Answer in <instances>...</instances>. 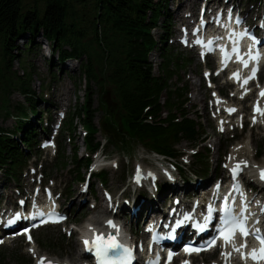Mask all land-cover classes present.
I'll return each mask as SVG.
<instances>
[{"label":"rangeland","instance_id":"1","mask_svg":"<svg viewBox=\"0 0 264 264\" xmlns=\"http://www.w3.org/2000/svg\"><path fill=\"white\" fill-rule=\"evenodd\" d=\"M91 1V0H89ZM206 1L209 7L212 5L226 6L232 3L236 5L241 11H244L247 17V24L254 26L257 22L262 20L264 16V0H228L230 3H224L226 0H197L195 4H191L180 7L178 10V17L175 14V10L178 8L180 0H164L162 3L164 19L162 18L160 25L168 27L166 31L167 40L164 45L167 49H170L175 56L184 57L188 65L177 72V78L174 77L172 84L187 86V98L188 101L185 104L186 110L190 113L191 118L197 119L193 113L195 112L199 117V122L204 129V138L206 142L198 146L199 151L203 152V147L208 146L209 149V171L207 172L205 179L199 178V176L192 175L190 172L191 163H194L193 157L190 154L193 152L191 146L187 142H182L176 146V149L183 153L177 163L185 171L184 177H180L173 165H170V171L174 173L172 176L173 182L168 183L173 190L176 186L178 189L192 188L193 186L207 187L213 181L215 175L224 180H228V173L226 172L227 163L232 158L236 164H242L243 167H248L244 172L245 176L251 175L255 167L264 166V124L255 125L251 122V106L255 101V95L251 97L248 103H240L237 99L232 98L233 87L226 92V103L228 105L235 106L237 108L236 114L228 116L225 114L226 109L222 114H218L212 105V90H210L203 79V64L201 60L195 56L187 48L181 47L177 39L179 36L180 24L196 22L197 18H185V14L196 13L198 17V10L200 9L201 2ZM41 0H24L26 7L38 5ZM89 6L87 10H89ZM258 18V20H254ZM166 23V24H165ZM152 35L155 39H158L162 33L160 27L154 29ZM27 37V36H26ZM26 39L18 40L13 43V54L18 55V59L14 60L11 64V76L22 75L24 70L31 71L33 78L29 81V94L27 97L14 92L9 98L10 106H16L17 104L25 105L27 110L28 106L36 107V115L34 118L30 114L29 123L33 124L37 130L46 128V130L38 133V140L48 136L51 129L56 128L58 122L56 120L65 113V122L69 114L73 111V108L83 101L84 95V80L81 75L80 64L75 61H66L61 63L56 60V53L52 58L49 51L50 45L44 40H35L37 46L32 48V51L28 52ZM160 46L163 47L162 42L158 47L150 53L149 61L152 65V72L155 76L158 75V67L161 62ZM52 59V60H51ZM185 63V64H187ZM211 65V63H208ZM181 79V81H179ZM264 84L263 74L260 76L259 85ZM217 89L222 93V81H217ZM253 90L258 89V85H254ZM91 91H95L94 107L97 108L100 105H105L104 97L107 92L106 104H110L112 99L110 97L109 88L106 85L101 91L99 87L94 84L91 85ZM66 92V94H65ZM236 97H238L236 95ZM54 98L57 104L56 108H47V100ZM239 98V97H238ZM0 99H3V94L0 95ZM51 106V105H50ZM106 106V105H105ZM104 106V108H105ZM0 127L8 130H13L16 126L17 118L15 114L4 116L0 110ZM243 114L244 118L243 128H240L239 116ZM165 117V113L162 114V118ZM37 118V119H35ZM41 120V121H39ZM104 120L103 110L99 108L95 113V125L100 127V122ZM198 120V119H197ZM224 121H230L227 125L223 126ZM224 129V132L222 130ZM76 134L74 133L73 144L77 146V155L82 157L83 133L77 128ZM51 135V134H50ZM103 133H98L96 138L103 145L102 156L105 157L107 163L115 161V166H107L104 170L107 172V185L104 187L111 196H122L130 201V204H126L124 200H121L119 206L115 210V214L119 217L120 221L125 226V229H129L132 232H140V220H142L145 212L148 210L147 206L153 204V201H157V205H154L156 210L163 212L168 205H173L172 200L174 197L171 195L154 196L153 192L143 191V201H140L136 196L138 193H132L127 187L129 183H132L134 172L139 168H151L155 169V155L153 153L146 152L142 147L137 144H131L129 148H124L122 151L118 148L115 142L108 146L104 139ZM58 138V139H57ZM57 155H52L50 148H42V143L34 151H28L29 160L27 166L28 170L21 173L18 176V182L14 183L10 179H5L0 173V207L3 208L6 202V207L13 205L16 198H20L17 194L32 193L34 190L41 187L52 189L54 194L58 196L61 193L60 201L62 203V210H64L68 216L70 223L75 224V227L80 231L87 222H94L97 218L100 222V226H104V221L113 213V209H105L108 204L106 203L104 196L102 197L99 187L100 184L94 180V178H88V182H78L76 172L68 173V170L72 169L71 155L72 148L71 142L69 143L67 138L61 133L57 136ZM50 139L52 137L50 136ZM55 140V143H56ZM66 141V142H65ZM240 147L239 152L233 153L234 148ZM197 149V148H195ZM56 150V146H55ZM27 155V156H28ZM224 155V165L220 166L219 161L221 156ZM64 158L67 162L63 167L60 164L59 158ZM95 157H93L94 159ZM109 161V162H108ZM176 163V161L174 162ZM243 170V168H242ZM84 173L85 168L80 170ZM185 178V179H184ZM85 179V176H82ZM166 182V181H165ZM96 190V195L93 197L90 195L89 190L91 186ZM174 185V186H173ZM253 183L250 182V186ZM83 188V189H82ZM149 190V186H146ZM153 189V188H152ZM259 190V197L264 199V188L254 189ZM131 191V192H129ZM139 192V193H140ZM187 196H192L195 193L187 191ZM181 193H177L180 197ZM132 198L134 202L131 203ZM145 198V199H144ZM92 199H95L96 207L92 208ZM139 200V201H137ZM151 202V204H147ZM148 216V215H146ZM146 218V217H145ZM69 227H65L63 230L60 226H50L37 231L32 232L34 243L27 244L24 238L19 240L8 242L0 248V264H36L40 258H53L56 260H65L72 256H78L79 241L78 233L70 230ZM78 231V232H79ZM138 239L143 240L144 234L139 233ZM223 256L218 252L202 256L196 259L195 264H225L221 259ZM230 264H236L234 262Z\"/></svg>","mask_w":264,"mask_h":264},{"label":"trees","instance_id":"2","mask_svg":"<svg viewBox=\"0 0 264 264\" xmlns=\"http://www.w3.org/2000/svg\"><path fill=\"white\" fill-rule=\"evenodd\" d=\"M163 2L41 0L38 5L26 7L24 0H0V95L3 94L0 110L4 116L15 114L17 118L13 130L0 127V173L5 179L18 182V176L27 167V152L39 146L38 133L46 130L42 127L39 131L29 123V115L34 118L36 107L28 106L27 110L25 105L9 104L14 92L27 97L29 81L34 76L26 69L22 75L11 76L10 63L18 59V55L13 54V43L23 39L27 41L28 52L37 46L35 40L41 38L50 45L52 58L56 53V60L61 63L80 64L85 84L83 101L73 108L62 129L65 140L69 139L73 145L72 169L68 172H76L78 181L83 176L80 170L87 167L90 158L77 155L78 148L73 144L77 123L86 131L82 143L90 155L105 146L96 138L100 132L108 146L115 147L112 144L115 142L121 151L134 143L146 152L175 160L180 156L176 149L180 143L187 142L193 148L204 143L199 117L194 112L198 120L191 118L185 108L187 86L172 84L177 72L188 63L164 46L168 27L160 25L164 19ZM158 27L162 33L155 39L151 32ZM161 42V62L155 76L149 55ZM92 84L100 91L108 86L110 104H106L108 94L105 92L106 106L94 107ZM99 108L103 110L104 120L97 127L95 113ZM192 157L195 162L191 163V174L204 178L209 171V149L204 146L203 152L198 150ZM59 160L64 167L67 162L63 157ZM178 172L184 177L182 168L178 167ZM95 177L107 185L105 171ZM168 187L163 182L158 185V192H165Z\"/></svg>","mask_w":264,"mask_h":264},{"label":"snow or ice","instance_id":"3","mask_svg":"<svg viewBox=\"0 0 264 264\" xmlns=\"http://www.w3.org/2000/svg\"><path fill=\"white\" fill-rule=\"evenodd\" d=\"M234 52H236V49H233ZM252 61H256L258 57L251 56V53L249 54ZM238 62L242 63L244 67L248 66V63L244 61L241 57L238 56ZM257 69L254 67L252 69V74L243 81V84L246 85L250 80L255 78ZM234 78L238 79V74H234ZM261 96H264V91L260 93ZM229 113L235 111V109H228ZM254 114L259 113L260 115H264V110L259 109L258 107L254 108ZM253 123H255V119H253ZM239 165L234 167L232 169L233 174L238 172ZM260 178L261 180H264V170H261L260 172ZM211 211V208L209 209ZM230 209L225 205L222 208V212H224L226 215L222 218V223L225 225V227H222L219 229V238L223 239L225 245L232 244L233 251L240 252L241 253V259H252L254 264H259L260 261H264V237L255 236L253 233H249L247 228L245 227V220L244 219H237L231 215ZM42 215V213H41ZM108 225L110 227H114L112 223L109 221ZM239 233V235L242 238H247L249 235H254V238L257 239L258 243L260 244L259 249H252V251L248 254L243 253L242 249L247 247V244H241L239 247L235 244V235L236 233ZM86 247L89 246V241H84ZM215 245V238L210 242L209 246ZM91 248L95 249L97 258H98V264H129L131 260V253L129 249L124 248L121 244L116 242V238L112 235H109L107 239H104L101 235H96L93 241H91ZM117 250H121L122 254L117 255L115 258H109V253H116ZM202 249H195V248H187L185 249L186 253L190 254L192 252H199ZM227 256H230L231 254H226ZM171 260V253L169 254V261ZM41 264H43V261H41ZM153 264H158L157 262H153ZM187 264V262H185Z\"/></svg>","mask_w":264,"mask_h":264},{"label":"bare ground","instance_id":"4","mask_svg":"<svg viewBox=\"0 0 264 264\" xmlns=\"http://www.w3.org/2000/svg\"><path fill=\"white\" fill-rule=\"evenodd\" d=\"M197 0H180L179 4H178V8L175 10V14H177V17H178V9L182 6H188V5H191V4H195ZM210 4V3H208ZM192 16V14H191ZM262 87H260V92H262ZM66 94V92H65ZM47 103H49V105H47V108H56L57 104L55 103L54 101V98H49V100H47ZM51 105V106H50ZM255 119V122H257V118L254 117ZM263 121L264 123V117L262 118V120L260 121V123ZM228 122H226L225 124H227ZM240 150V147H237V148H234L232 150L233 153H237L239 152ZM234 166H237L238 164L236 163H233ZM241 164H239L240 166ZM174 186V185H173ZM199 187V186H198ZM197 186H193L192 188H183V189H179L178 191H182V193L186 192L187 191H191L192 193H196L197 191ZM178 186H176L173 190L170 188V192L171 193H174L176 194L178 191ZM258 197V196H257ZM147 204H151V202L148 201ZM154 205H157V201H153V204L150 205V206H147V211L145 212V215L143 216L144 218L146 217V215H149L150 217V214L155 210V206ZM102 225L100 226V222L98 221V219L96 218L94 222H87L82 230V234L85 238H93L95 237L96 235H99L101 232H108V230H106L105 228H101ZM111 231V230H110ZM233 253H236L235 251H233ZM45 261L47 260H52V261H56V262H59L61 264H81V258L79 256H72L68 259H65V260H56V259H47V258H44ZM226 261V259H225Z\"/></svg>","mask_w":264,"mask_h":264},{"label":"water","instance_id":"5","mask_svg":"<svg viewBox=\"0 0 264 264\" xmlns=\"http://www.w3.org/2000/svg\"><path fill=\"white\" fill-rule=\"evenodd\" d=\"M46 264H51V263H46Z\"/></svg>","mask_w":264,"mask_h":264}]
</instances>
